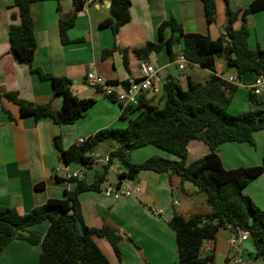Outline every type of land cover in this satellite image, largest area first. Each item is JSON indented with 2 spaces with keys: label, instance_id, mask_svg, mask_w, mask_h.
I'll return each mask as SVG.
<instances>
[{
  "label": "crops",
  "instance_id": "obj_1",
  "mask_svg": "<svg viewBox=\"0 0 264 264\" xmlns=\"http://www.w3.org/2000/svg\"><path fill=\"white\" fill-rule=\"evenodd\" d=\"M253 1L216 0L217 19L208 26L202 0H130L131 20L120 28L115 37L110 27H100L102 22L111 17V1L94 0L82 14L76 13L74 27L68 33L70 42L67 45H63L60 38L58 7H61L63 15H71L75 11L73 1L34 3L31 6V16L36 50L30 65L28 62L16 61L11 53L9 30L11 25L21 22L19 9L14 6V0H0V94L15 92L28 102L36 105L50 104L53 110H61L62 99L54 95L52 82L43 80L32 72L33 69H39L44 74L69 79L74 95L82 100L93 99L96 102L75 123L57 125L50 119L36 120L32 116H22L16 104L4 98L0 100V207L14 208L23 215L50 199H64L65 190L74 191L77 186L76 183L69 182L70 178L78 175V179L92 184L96 174L105 167L100 160L119 147L118 144L111 143V151L104 157L98 154L93 156V165L84 167L76 163L64 164L55 146L56 137H61V145L67 149L77 145L80 139L93 138L101 130L124 129L129 120L138 114L134 113L123 119L120 103L105 97L99 89L88 86L86 76L89 72L95 71L98 76L119 84L135 81L141 76L142 60L135 55L133 48L147 42H159L158 30L163 22L173 18L182 25L186 33L202 34L217 40L225 34L228 9L242 12ZM241 25L242 20L239 18L233 29L238 30ZM247 27L250 31L248 47L251 50H264V10L248 15ZM169 38L166 31L165 40ZM115 46L128 51V67L125 66L121 51L105 55V50ZM180 52L181 45L174 44L172 59L166 43L160 53H152L146 61L155 66L161 78L158 93L146 95L150 104L158 109L165 106L164 83L167 78L178 81L186 89L190 81L205 83L212 74L190 62L184 71L179 70L176 58ZM215 68L216 76L238 87L233 97L237 102L235 106L239 108L238 113L264 109V105L258 106L251 101L250 94L249 98L241 94L244 91L250 93L256 78L254 73L239 76L237 69L229 67L224 57L216 59ZM238 97H241L240 102L236 100ZM253 138V145L226 143L215 150L225 169L261 165L264 161V131L254 133ZM135 151L130 154L134 164L143 163L153 156L178 160L153 146L142 148L143 152L138 156ZM211 152L203 140H192L188 145L187 165ZM113 164L114 169L111 171L116 172L120 180V175L126 173V169L115 162ZM59 169L63 174L59 173ZM107 182L108 179L104 182L105 187ZM135 182L142 190L138 198H122L113 202L104 197L102 190L80 194L79 201L86 226L101 229L109 225L117 230L121 258H118L106 238L94 236L95 243L111 264H179L176 233L169 222L175 214L189 218L211 213L212 206L193 184L182 182L178 176L144 171ZM39 183L45 184L43 190H36L35 186ZM244 193L259 209L264 210V173L250 183ZM49 225L50 222L45 221L30 230L45 235ZM232 236L230 229H220L215 243H205L203 254H208L214 248V264H221V255H224L225 262L230 252L229 242ZM243 249L248 251L247 246ZM40 252V246L14 240L0 252V264H39ZM245 255L246 253V261Z\"/></svg>",
  "mask_w": 264,
  "mask_h": 264
},
{
  "label": "trees",
  "instance_id": "obj_2",
  "mask_svg": "<svg viewBox=\"0 0 264 264\" xmlns=\"http://www.w3.org/2000/svg\"><path fill=\"white\" fill-rule=\"evenodd\" d=\"M45 1L50 0H14L21 21L20 24L11 25L9 30L11 53L16 61L28 62L30 65L33 62L36 40L31 6ZM54 1L60 3L61 0ZM72 1L75 11L71 15H63L61 7H58L63 45L70 42L68 33L74 27L76 13L84 7V0ZM110 1L111 17L102 22L100 27H110L117 37L120 28L131 20V2ZM202 2L206 22L210 26L217 19L216 0ZM262 10L264 0H254L242 12L228 9L226 35L217 40L202 34L186 33L177 20H166L158 30L159 42H147L133 48L135 55L140 60L147 61L152 53H160L167 43L173 59L172 46L180 44L182 53L190 63L212 73L209 79L205 83L190 81L188 87L183 89L178 81L167 78L164 83L165 106L158 109L143 96L139 106L123 110V119L138 113L124 129L101 130L84 144L67 149L61 145V137L55 138V146L66 165L76 163L91 167L95 158L88 153L103 143L115 141L119 147L109 154V158L110 164L113 159L119 158L126 169V173L121 174L120 178L136 180L144 171L168 173L170 176L180 177L182 182L192 183L206 196L213 208L211 213L189 218L175 214L169 222L176 233L179 264H214L215 249H211L206 255L203 250L206 242L215 243L220 229H230L233 235L238 234L239 230L249 232L255 247V259L264 261V210L259 209L244 193L246 187L264 173V161L257 167L227 170L215 153L219 146L226 143L253 145L254 133L264 131V109L231 113L230 107L238 87L215 75L216 59L220 57L225 58L229 67L236 68L239 76L264 73V50H251L248 47L250 31L247 27L248 15ZM239 18L242 20L241 28L234 30L233 25ZM166 31L170 35L167 41ZM114 51L124 54V63L128 67V51L115 46L104 53L111 55ZM32 72L41 79L52 82L54 95L62 99V108L55 111L50 104L36 105L21 99L15 92L0 94V100L4 98L18 106L22 116H32L36 120L50 119L57 125H70L82 118L96 103L93 99L82 100L74 95L71 91L72 83L67 78L44 74L39 69H33ZM122 84L127 86L129 82ZM249 94L254 104L264 105V96L256 97L251 92ZM196 139L203 140L212 152L187 165L188 145ZM148 146L165 151L178 160L153 156L143 163H132L130 154ZM109 170L110 167L105 166L102 172L96 174L92 184L70 178L69 182L77 184L74 191L65 190L64 199H50L27 214H19L14 208L0 207V252L12 241L23 240L32 246H40L39 264H111L95 243L93 237L97 236L106 238L120 259V237L117 230L109 225L101 229L87 227L79 201L81 193L103 189ZM35 187L36 190H43L45 184L39 183ZM45 221L50 222L45 235L30 230Z\"/></svg>",
  "mask_w": 264,
  "mask_h": 264
},
{
  "label": "built area",
  "instance_id": "obj_3",
  "mask_svg": "<svg viewBox=\"0 0 264 264\" xmlns=\"http://www.w3.org/2000/svg\"><path fill=\"white\" fill-rule=\"evenodd\" d=\"M94 0H84V7L79 13H83L88 4L93 3ZM189 63L188 59L182 52L176 58V64L179 70L184 71L186 65ZM141 76L139 79L130 82L127 86L119 83H114L102 78L96 74L95 71L89 72L86 76V82L88 86L97 88L107 98L114 99L122 105L123 110L127 107H137L143 96L149 93H158V85L161 82V78L154 65L142 61L140 64ZM250 92L256 97L264 96V73L256 76L254 84L252 85ZM88 139H80L77 145L84 144ZM104 166H109L110 170L114 169L113 162L122 166L119 158L113 159L110 164V158L107 156L103 160H100ZM123 167V166H122ZM74 177H78L75 175ZM103 195L106 199L119 200L122 198L140 197L142 190L140 186L128 178H120L118 184L114 187H108L102 189ZM250 233L247 231L239 230L238 234L233 235L230 239V252L228 259L232 264H246L244 260V252L242 245L249 241Z\"/></svg>",
  "mask_w": 264,
  "mask_h": 264
},
{
  "label": "rangeland",
  "instance_id": "obj_4",
  "mask_svg": "<svg viewBox=\"0 0 264 264\" xmlns=\"http://www.w3.org/2000/svg\"><path fill=\"white\" fill-rule=\"evenodd\" d=\"M248 92L247 91H244L241 94H244V96L246 98H249V93ZM240 99H241V97L236 98V100L238 102L241 101ZM233 103H234V106H233V104H231L230 112L231 113H238L237 110L239 108L237 106H235L237 104V102H235L233 100ZM111 143H114L115 145H117V143L115 141H110L108 143H105L103 145H100V146L96 147L92 152H90L88 154L91 155L92 157L93 156H96L97 154L100 155L101 157H104V155L107 152L111 151V149H112L111 146H110ZM135 152H138V153H136V156H138V155L142 154L143 151H141V149H140V150H136ZM162 152L163 153H166V154H169V153H167L165 151H162ZM170 156H172V155L170 154ZM102 159H104V158H102ZM262 164H263V162L261 163V165ZM59 173L60 174H63V171L61 169H59ZM78 177H76L75 179H78ZM107 179H108V182L106 183V185L108 187H114L119 182L117 173L114 172V171H111V170H109V172H108ZM78 180H80V179H78ZM188 184H192V183L189 182ZM103 188H105V186H103ZM198 192L201 193L200 191H198ZM109 200H111V199H109ZM119 200H121V199H119ZM119 200H111V201H113V202H116L117 201L118 202ZM244 245L247 246V248H248V251L247 252L244 251V249H243V247L245 248ZM241 248H242L244 254L246 253V255H245L246 256V258H245L246 259V261H245L246 264H264V261L263 260H261V259H255V247H254V244H253V242H252L251 239L248 242L244 243ZM250 254H251V256H250ZM215 256H216V253H215ZM229 263H230V261L227 262L226 259H225V262H224V255H221V264H229Z\"/></svg>",
  "mask_w": 264,
  "mask_h": 264
},
{
  "label": "water",
  "instance_id": "obj_5",
  "mask_svg": "<svg viewBox=\"0 0 264 264\" xmlns=\"http://www.w3.org/2000/svg\"><path fill=\"white\" fill-rule=\"evenodd\" d=\"M225 35H226V32H225ZM228 40H230V38L227 37Z\"/></svg>",
  "mask_w": 264,
  "mask_h": 264
}]
</instances>
